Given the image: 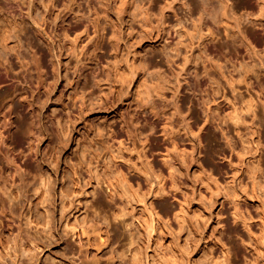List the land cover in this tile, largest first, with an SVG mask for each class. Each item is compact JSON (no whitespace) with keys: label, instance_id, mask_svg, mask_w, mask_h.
Returning a JSON list of instances; mask_svg holds the SVG:
<instances>
[{"label":"rangeland","instance_id":"rangeland-1","mask_svg":"<svg viewBox=\"0 0 264 264\" xmlns=\"http://www.w3.org/2000/svg\"><path fill=\"white\" fill-rule=\"evenodd\" d=\"M263 6L0 0V264H264Z\"/></svg>","mask_w":264,"mask_h":264},{"label":"bare ground","instance_id":"bare-ground-1","mask_svg":"<svg viewBox=\"0 0 264 264\" xmlns=\"http://www.w3.org/2000/svg\"><path fill=\"white\" fill-rule=\"evenodd\" d=\"M263 11H264V6H263ZM257 38H258V37H257V34H253V35H252V39H253V41H254V40H258ZM0 82H1V79H0Z\"/></svg>","mask_w":264,"mask_h":264}]
</instances>
